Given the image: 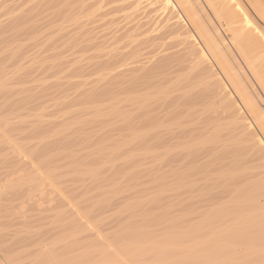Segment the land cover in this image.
Wrapping results in <instances>:
<instances>
[{
    "label": "bare ground",
    "instance_id": "1",
    "mask_svg": "<svg viewBox=\"0 0 264 264\" xmlns=\"http://www.w3.org/2000/svg\"><path fill=\"white\" fill-rule=\"evenodd\" d=\"M0 264H264V0H0Z\"/></svg>",
    "mask_w": 264,
    "mask_h": 264
},
{
    "label": "rangeland",
    "instance_id": "2",
    "mask_svg": "<svg viewBox=\"0 0 264 264\" xmlns=\"http://www.w3.org/2000/svg\"><path fill=\"white\" fill-rule=\"evenodd\" d=\"M176 213H177V212H176ZM176 213L174 212V213L172 214L173 218L176 217V216H178V215H180V214H178V213L176 214ZM181 213H183V212H181ZM172 216H171V217H172ZM175 231H176V230H175Z\"/></svg>",
    "mask_w": 264,
    "mask_h": 264
}]
</instances>
